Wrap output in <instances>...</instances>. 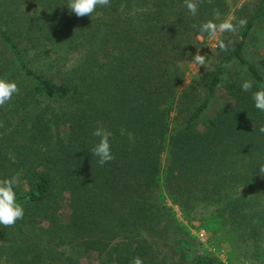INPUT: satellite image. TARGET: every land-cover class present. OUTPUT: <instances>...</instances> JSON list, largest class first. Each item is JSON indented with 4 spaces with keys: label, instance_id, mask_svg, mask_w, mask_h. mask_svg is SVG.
<instances>
[{
    "label": "trees",
    "instance_id": "obj_1",
    "mask_svg": "<svg viewBox=\"0 0 264 264\" xmlns=\"http://www.w3.org/2000/svg\"><path fill=\"white\" fill-rule=\"evenodd\" d=\"M192 2L195 16L185 0H110L77 17L67 0H0V78L19 89L0 106V181L20 174L25 212L0 225L4 264H80L79 252L92 264H214L185 253L192 228L235 233L264 264V112L252 100L264 73L244 55L264 0L243 7L239 40L183 88L208 37L198 26L229 11ZM223 83L229 101L202 120ZM98 127L114 155L104 166L89 153Z\"/></svg>",
    "mask_w": 264,
    "mask_h": 264
},
{
    "label": "rangeland",
    "instance_id": "obj_2",
    "mask_svg": "<svg viewBox=\"0 0 264 264\" xmlns=\"http://www.w3.org/2000/svg\"><path fill=\"white\" fill-rule=\"evenodd\" d=\"M227 1L229 5V11L223 16H216L217 18H219V23L226 20H231L234 24H236L240 19H244L243 7L248 5V8H250L257 2V0ZM241 9L242 11L239 12V10ZM37 12V14H40L41 10H37ZM239 30L240 28L235 32L217 33V38L215 40L209 39V37L199 36L197 38L201 44L197 47L195 55L198 52L199 54L207 57V59L205 58L206 67H200L194 62L193 59L190 63L186 64L187 66L184 68L185 77L182 83L183 88L192 85L193 81H201L200 77H202L206 72L212 70L219 54L224 51L219 48V41L223 40L228 49L229 46H232L234 42L239 40ZM247 41L250 42L248 43L246 50L244 51L246 60L256 65L260 69V71L264 73L259 64V59L264 57V20L257 22ZM34 67H38L37 63H34ZM231 71L234 72L235 69H231ZM200 89L201 87L198 85V83H196L195 91H199ZM225 89L226 88L224 86V83L221 84L216 91L215 97L203 114L202 120L208 117H212L221 107H223V105H225L229 101V96ZM199 127L201 128L200 125ZM173 208L176 211V217L179 220H182V215L179 212L178 208L175 206H173ZM191 223L195 227L199 225L197 221H193ZM40 225L43 226L44 224L40 223ZM191 234H193L195 240L189 239L187 246L188 248L184 249L185 253H189L191 256H193V252H195V254L197 255L206 254L209 257H213L220 261L221 264H259V262L256 260V257L254 256L253 246L249 243H246L243 240V237H239L235 233H230L228 237L227 233L211 234L205 232L202 229L196 230L195 228H192ZM58 250L59 253L63 255L64 252L65 254H68V250L70 249L66 247V245H62L58 247ZM79 253V255H76L79 258L80 264H92L97 263L98 261L97 257L93 253H89L87 255H84V253L82 252ZM218 261H214V264H218ZM4 263V257L0 255V264ZM49 264L61 263L54 261Z\"/></svg>",
    "mask_w": 264,
    "mask_h": 264
},
{
    "label": "clouds",
    "instance_id": "obj_3",
    "mask_svg": "<svg viewBox=\"0 0 264 264\" xmlns=\"http://www.w3.org/2000/svg\"><path fill=\"white\" fill-rule=\"evenodd\" d=\"M110 4V0H67V8L77 17H84L94 13L99 7H106ZM185 6L188 11L195 16L197 14V5L192 0H185ZM247 26L246 19H240L236 24L231 20H226L219 24L212 21L203 23L198 26V31L206 33L209 39L215 40L217 33L235 32L239 28ZM196 27V26H194ZM230 43V42H229ZM218 46L221 50H227V45L223 40L219 41ZM194 62L200 67H206V59L204 55L197 52L193 57ZM251 81H245L241 85L242 91L248 92L253 89ZM19 89L14 81L0 78V106L5 105L11 100L14 94H18ZM254 107L260 112H264V89H258L252 93ZM264 133V127L260 129ZM92 135L97 137V142L91 147L90 154L97 158L100 166L111 162L114 159L111 144L109 141V133L102 127L93 130ZM256 170L259 174L264 175V165H260ZM20 181V174L6 178L0 181V225L4 227L13 226L16 221L23 219L24 208L17 201L16 187ZM133 264H142L139 258H135Z\"/></svg>",
    "mask_w": 264,
    "mask_h": 264
}]
</instances>
